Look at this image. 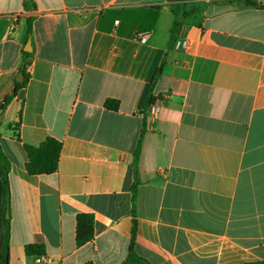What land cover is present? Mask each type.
Listing matches in <instances>:
<instances>
[{"label": "crops", "instance_id": "0c3cea01", "mask_svg": "<svg viewBox=\"0 0 264 264\" xmlns=\"http://www.w3.org/2000/svg\"><path fill=\"white\" fill-rule=\"evenodd\" d=\"M253 1L0 0V102L27 78L0 113L9 264H123L134 225L149 264H264V0ZM48 137L62 143L58 169L29 175L23 145ZM82 213L94 237L78 247Z\"/></svg>", "mask_w": 264, "mask_h": 264}, {"label": "trees", "instance_id": "16d2710c", "mask_svg": "<svg viewBox=\"0 0 264 264\" xmlns=\"http://www.w3.org/2000/svg\"><path fill=\"white\" fill-rule=\"evenodd\" d=\"M247 5L257 6L256 2L253 0H246ZM180 31V24L176 23L171 31V41L177 37ZM30 32V31H29ZM28 55V52H25ZM163 63L154 74L152 79V87L155 85L156 81L162 75ZM27 83V78L24 77L23 82H18L15 87V93L20 88ZM11 94L7 96L2 102H0V113L4 114L5 109L10 104L15 96ZM155 99L150 94L146 101V107L153 105ZM105 107L109 110L117 111L119 108V102L114 99H107L105 101ZM3 121H0V137L2 135ZM6 128L13 130L15 133V138L20 141L19 137V124H6ZM145 132V129L142 131ZM137 147L136 158L139 155V147ZM24 151L27 156V162L25 164L26 171L29 175H44L52 174L57 171L60 154L62 150V143L58 139L48 137L38 146L23 145ZM11 169V162L6 153L4 152L2 145L0 143V264H9V248H10V235H11V218L7 217V210L9 207V173ZM135 184L133 186V192L135 193ZM94 216L90 213H82L77 216L76 219V245L78 247L84 245L85 243L91 241L94 237ZM136 236V226L134 225L132 230V242L130 245V253L127 260L123 264L136 263V264H149L147 260L138 256L134 251V240ZM25 252L27 256L34 257H44L46 256V248L44 244H28L25 246ZM82 264H93L91 262H86Z\"/></svg>", "mask_w": 264, "mask_h": 264}, {"label": "water", "instance_id": "95a60500", "mask_svg": "<svg viewBox=\"0 0 264 264\" xmlns=\"http://www.w3.org/2000/svg\"><path fill=\"white\" fill-rule=\"evenodd\" d=\"M30 50H31V49H30V40H29L28 43H27V46H26V48H25V51H30ZM22 76H23V73L21 72V73L19 74L17 80H18V81H22ZM0 120H2V118H1ZM7 217H9V209L7 210Z\"/></svg>", "mask_w": 264, "mask_h": 264}, {"label": "built area", "instance_id": "2783aa9c", "mask_svg": "<svg viewBox=\"0 0 264 264\" xmlns=\"http://www.w3.org/2000/svg\"><path fill=\"white\" fill-rule=\"evenodd\" d=\"M142 40H144V36H142Z\"/></svg>", "mask_w": 264, "mask_h": 264}]
</instances>
